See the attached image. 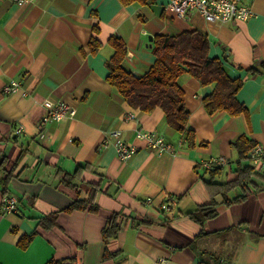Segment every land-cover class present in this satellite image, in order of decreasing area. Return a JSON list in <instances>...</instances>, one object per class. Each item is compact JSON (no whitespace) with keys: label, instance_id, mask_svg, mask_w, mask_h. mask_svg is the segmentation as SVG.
<instances>
[{"label":"crops","instance_id":"obj_1","mask_svg":"<svg viewBox=\"0 0 264 264\" xmlns=\"http://www.w3.org/2000/svg\"><path fill=\"white\" fill-rule=\"evenodd\" d=\"M169 1L0 0V197L19 199L16 213L0 216L3 264H264V157L249 155L264 149V0H239L254 14L230 22L197 11L181 18L165 9ZM185 30L206 36L210 56L242 80L236 98L245 107L209 110L204 97L215 83L182 73L192 146L161 106L135 108L107 79L112 35L126 43V68L142 75L156 58L150 36ZM13 80L18 87L5 92ZM47 98L68 102L76 115L44 122ZM114 128L137 146L131 157L103 144ZM138 130L163 135L174 150L153 152ZM215 157L227 162L204 167ZM78 199L85 208L67 209ZM213 203L218 214L205 217L201 206ZM113 213L123 224L104 240Z\"/></svg>","mask_w":264,"mask_h":264},{"label":"trees","instance_id":"obj_2","mask_svg":"<svg viewBox=\"0 0 264 264\" xmlns=\"http://www.w3.org/2000/svg\"><path fill=\"white\" fill-rule=\"evenodd\" d=\"M121 1L124 4L136 1L145 4L149 0ZM152 42L155 61L147 72L138 75L127 69L124 64L127 54L124 39L119 35H112L110 38L114 53L107 62L110 69L107 79L131 106L144 111H151L154 107L161 106L165 110L167 122L176 130L185 133V139L191 146L196 144V136L195 130L189 126V110L185 102V91L178 82L182 73L190 72L203 84L215 83L214 91L204 97L205 106L209 110L225 109L231 114L245 110V107L236 98L242 80L229 74L220 57L210 56L209 40L206 36H195V33L189 30L182 31L177 35L157 33ZM257 69L251 66L248 71L254 72ZM201 144L204 143L201 142ZM19 158L20 155L15 159V163ZM6 184L7 181H5ZM3 191H6V186L3 187ZM85 207L84 200L78 199L67 209H83ZM96 208L93 209L96 210ZM201 210L205 211V217H214L218 214L214 203L202 205ZM117 217L118 213H113L107 225L103 227L104 240L115 238L121 229L122 223ZM33 234L34 232L23 234L18 244L22 248H26L30 244ZM115 256L116 252H107L105 255V257ZM70 261L71 258H51L46 264H66ZM0 264L3 263L0 262Z\"/></svg>","mask_w":264,"mask_h":264},{"label":"built area","instance_id":"obj_3","mask_svg":"<svg viewBox=\"0 0 264 264\" xmlns=\"http://www.w3.org/2000/svg\"><path fill=\"white\" fill-rule=\"evenodd\" d=\"M18 4L31 3L35 0H15ZM165 9L172 10L181 18H186L192 11L199 12L209 22H230L237 20H247L253 14L252 7L239 0H170ZM19 85L18 81H11L5 86V92H12ZM44 106L47 108V115L43 117V121L50 119L73 118L77 110L76 108L65 102L64 100H54L47 98L44 100ZM135 115L128 113L126 119H132ZM23 129L20 125L16 132L19 133ZM138 137L146 138L148 140L149 148L160 154L165 151H173V146L166 142L163 135L157 132H146L143 130L136 131ZM113 143L116 149V154L122 159L131 157L137 150L135 144L128 143L122 136V131L119 129H111L103 140L104 145ZM252 159L260 161L264 157V149L257 145L249 154ZM227 162L225 157H215L210 160L203 161L204 167L211 169L214 165ZM151 199L148 198V201ZM172 203L168 202L162 205L164 210L171 209ZM19 209V199L15 195H3L0 197V216L16 213ZM123 221V219H122ZM157 264H165L163 259L158 260ZM233 264V263H232Z\"/></svg>","mask_w":264,"mask_h":264},{"label":"rangeland","instance_id":"obj_4","mask_svg":"<svg viewBox=\"0 0 264 264\" xmlns=\"http://www.w3.org/2000/svg\"><path fill=\"white\" fill-rule=\"evenodd\" d=\"M123 217H124V216H123ZM117 219L119 220V214H118ZM120 222L123 224L122 218L120 219Z\"/></svg>","mask_w":264,"mask_h":264},{"label":"water","instance_id":"obj_5","mask_svg":"<svg viewBox=\"0 0 264 264\" xmlns=\"http://www.w3.org/2000/svg\"><path fill=\"white\" fill-rule=\"evenodd\" d=\"M152 40H153V35L150 36V41H152Z\"/></svg>","mask_w":264,"mask_h":264}]
</instances>
